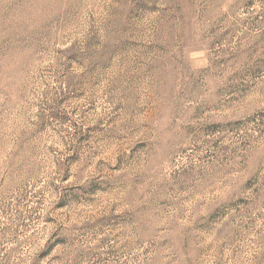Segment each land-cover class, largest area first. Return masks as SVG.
Wrapping results in <instances>:
<instances>
[{
	"label": "rangeland",
	"instance_id": "374dc122",
	"mask_svg": "<svg viewBox=\"0 0 264 264\" xmlns=\"http://www.w3.org/2000/svg\"><path fill=\"white\" fill-rule=\"evenodd\" d=\"M0 264H264V0H0Z\"/></svg>",
	"mask_w": 264,
	"mask_h": 264
}]
</instances>
